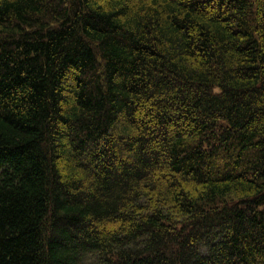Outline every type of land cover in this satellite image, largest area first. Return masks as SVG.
Segmentation results:
<instances>
[{
	"label": "trees",
	"instance_id": "trees-1",
	"mask_svg": "<svg viewBox=\"0 0 264 264\" xmlns=\"http://www.w3.org/2000/svg\"><path fill=\"white\" fill-rule=\"evenodd\" d=\"M0 264H264V0H0Z\"/></svg>",
	"mask_w": 264,
	"mask_h": 264
}]
</instances>
